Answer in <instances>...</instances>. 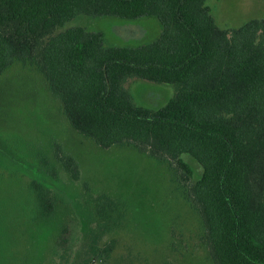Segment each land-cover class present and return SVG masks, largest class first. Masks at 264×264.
Here are the masks:
<instances>
[{
	"label": "trees",
	"instance_id": "16d2710c",
	"mask_svg": "<svg viewBox=\"0 0 264 264\" xmlns=\"http://www.w3.org/2000/svg\"><path fill=\"white\" fill-rule=\"evenodd\" d=\"M78 14L152 15L162 27L151 41L112 45L103 30L64 28ZM15 63L44 74L80 133L180 173L215 264H264V18L223 28L207 0H0V74ZM130 78L175 84V95L158 108L139 104ZM184 153L203 168L196 180ZM58 157L79 179L77 161ZM31 186L48 215L50 189ZM96 201L109 216L118 204ZM113 246L94 245L95 256Z\"/></svg>",
	"mask_w": 264,
	"mask_h": 264
},
{
	"label": "rangeland",
	"instance_id": "374dc122",
	"mask_svg": "<svg viewBox=\"0 0 264 264\" xmlns=\"http://www.w3.org/2000/svg\"><path fill=\"white\" fill-rule=\"evenodd\" d=\"M223 28L264 18V0H207ZM103 30L108 44H139L161 31L156 16L123 19L78 14L66 23ZM137 103L158 108L176 92L172 83L130 78ZM58 154L72 156L74 179ZM192 180L201 164L189 153ZM50 189L51 212L39 207L31 181ZM180 173L132 146L102 147L76 130L62 101L37 69L14 64L0 74V264H215L198 211ZM118 200L97 212L96 196ZM113 243L110 255L94 245Z\"/></svg>",
	"mask_w": 264,
	"mask_h": 264
}]
</instances>
